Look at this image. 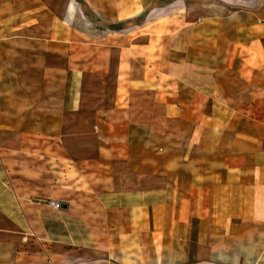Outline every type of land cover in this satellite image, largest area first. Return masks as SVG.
I'll list each match as a JSON object with an SVG mask.
<instances>
[{
	"label": "crops",
	"instance_id": "1",
	"mask_svg": "<svg viewBox=\"0 0 264 264\" xmlns=\"http://www.w3.org/2000/svg\"><path fill=\"white\" fill-rule=\"evenodd\" d=\"M263 2L0 0V264H264Z\"/></svg>",
	"mask_w": 264,
	"mask_h": 264
},
{
	"label": "rangeland",
	"instance_id": "2",
	"mask_svg": "<svg viewBox=\"0 0 264 264\" xmlns=\"http://www.w3.org/2000/svg\"><path fill=\"white\" fill-rule=\"evenodd\" d=\"M258 11V16H257V36L261 37L264 36V2L261 7H258L256 9ZM260 20V21H259ZM243 21V19H242ZM243 33V32H242ZM243 53L251 54V61L247 62L248 65H246V68H250L249 65H256V77H254L253 86L250 88L247 87V84L244 83L242 80L241 82V90L243 91L242 96H241V104H240V114H241V128L242 131L244 129L248 130V127L251 124H255L258 127H262L264 131V56L262 54H254L253 51L248 52L246 48L242 49ZM249 57H247L248 59ZM245 59L246 61H248ZM241 63L244 62V56H242V61ZM244 78H249L248 72L242 75V79ZM255 81V82H254ZM245 87H247L245 89ZM247 117V119L245 118ZM250 119V121H249ZM263 132L261 133V135ZM264 144V141H263ZM242 147H255V143L253 142V145L248 142L245 139H242L241 142ZM262 147V146H261ZM264 147V145H263ZM91 170L90 168H84L82 169V176H81V196L82 197H89L90 193H94L97 190V193H99L102 190V184H95L91 183L88 178H86V173ZM101 169H97V172H100ZM72 190H66V199L70 200V203L72 204L73 200L72 199ZM78 197V196H77ZM89 200L84 199V200H77L75 202H80L82 206L88 205ZM57 201H47L46 205H48L50 208L57 210V211H62V205H60L59 208H56L55 206L57 205ZM59 204V203H58ZM72 207V206H71ZM66 217H69L66 215ZM88 219H97L96 216H86ZM70 220V219H68ZM251 226L253 228L252 231L250 232H242L241 237L242 239L246 240L250 244V249H249V254L250 256H256V255H261L264 257V222H258L254 223L251 222ZM254 244L255 246H253Z\"/></svg>",
	"mask_w": 264,
	"mask_h": 264
},
{
	"label": "built area",
	"instance_id": "3",
	"mask_svg": "<svg viewBox=\"0 0 264 264\" xmlns=\"http://www.w3.org/2000/svg\"><path fill=\"white\" fill-rule=\"evenodd\" d=\"M55 207H56V208H59V207H60V203H59V204L57 203V205H56Z\"/></svg>",
	"mask_w": 264,
	"mask_h": 264
}]
</instances>
